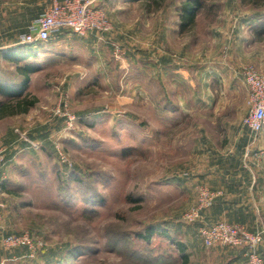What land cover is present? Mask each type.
<instances>
[{"label": "rangeland", "instance_id": "1", "mask_svg": "<svg viewBox=\"0 0 264 264\" xmlns=\"http://www.w3.org/2000/svg\"><path fill=\"white\" fill-rule=\"evenodd\" d=\"M185 1L103 0L108 31L54 37L25 58L12 54L15 87L24 79L18 67H36L14 99L37 101L9 120L14 158L5 169L20 230L41 241L28 264H182L180 243L189 253L239 247L249 264L244 245H204L201 228L218 222L260 235L264 259L263 209L251 224L226 213L210 220L224 194L211 174L264 175V129L254 144L248 129L241 135L235 153L243 161L222 160L247 112L243 71H264V0H199L194 23L182 26ZM38 12H16L17 30ZM0 149L4 163L2 141ZM202 185L217 197L188 219ZM147 226L166 232L146 241L137 233ZM191 264H200L196 253Z\"/></svg>", "mask_w": 264, "mask_h": 264}, {"label": "crops", "instance_id": "2", "mask_svg": "<svg viewBox=\"0 0 264 264\" xmlns=\"http://www.w3.org/2000/svg\"><path fill=\"white\" fill-rule=\"evenodd\" d=\"M32 6L38 11H43L47 8V0H0V66L6 65L5 70L0 67V84L2 85V88L3 86L15 87L13 83L15 74L14 72L9 71V67L13 64L12 54L15 52L13 47H15L16 42L13 37L9 38V35H13L16 32H25L21 31V29L17 30V28L20 27H16L15 25V13L28 11ZM22 16L29 18L28 14ZM3 36L5 37V40H3ZM67 36L79 37L72 32L63 31L61 34L56 36V39H64ZM4 90L0 89V129L3 130L2 133H0V141H2L3 145L5 144L7 153L5 162L2 166V174L0 176V212L2 214L3 231L5 233H21L23 230L20 229L23 226V223H21V220L18 219L19 216H21L20 210L10 204L13 191L8 186V183H6L9 174L8 170H5L7 168V164L12 162L14 158L9 154L10 146H12L14 142L13 124H9V120H12L15 115V111L13 109L15 97L8 92L5 93ZM235 126L236 128L232 129L233 133H229L228 143L230 144V149H228L226 153H223V161H243L244 155L242 153L236 154L235 152L237 151L236 147L238 146V143L242 144L245 142V140L241 138V135L246 134L247 128H245L241 123H237ZM253 158L254 157L251 158V161H255ZM250 171L252 172V170ZM244 173H246L245 179L242 175ZM252 175L258 177L257 181H255V179L252 180V178L257 177L251 176L249 172L244 170L216 171L214 174L210 175L214 188H222V190H224V194L217 200L213 209L210 210L215 214V218H211L210 220L219 219L226 213L229 220L249 223L250 221L246 222V220H252L254 218L255 209L264 210V175L261 176L259 172L257 173L255 171ZM208 211L205 213L206 216L209 214ZM231 211L242 212V215L234 217L232 216ZM248 211L252 212L247 219ZM200 242L201 240L196 241V243H194V247L198 246ZM225 249L226 250H224V248L203 251L200 250L195 253L196 257L198 256L199 258L200 264H248L246 255L241 248L227 247ZM195 253L185 251V254L188 256V264H191L194 261ZM29 258L30 254L27 247L6 248L0 243V264H28L30 263Z\"/></svg>", "mask_w": 264, "mask_h": 264}, {"label": "built area", "instance_id": "3", "mask_svg": "<svg viewBox=\"0 0 264 264\" xmlns=\"http://www.w3.org/2000/svg\"><path fill=\"white\" fill-rule=\"evenodd\" d=\"M103 0H53L49 7L42 11L27 30L22 33L15 45L45 44L63 31H69L77 36L84 37L89 33L105 32L111 28L106 11L102 6ZM243 80L248 89V107L243 117V125L252 135L251 144L258 141V135L264 129V71H257L247 67L243 71ZM73 120L74 117H69ZM61 159L67 162L65 155L59 153ZM261 157V155H257ZM4 160V149H0V176L1 165ZM217 193L211 191L207 185L199 188L197 205L187 216L196 219L203 209L214 203ZM204 245L210 247L215 244L244 245L247 247L249 264H264V259L256 250L261 241L260 235L250 233L244 226L218 222L203 226L200 230ZM28 231L21 233H5L2 226L0 212V243L6 248L27 247L30 256L37 253L41 241Z\"/></svg>", "mask_w": 264, "mask_h": 264}, {"label": "trees", "instance_id": "4", "mask_svg": "<svg viewBox=\"0 0 264 264\" xmlns=\"http://www.w3.org/2000/svg\"><path fill=\"white\" fill-rule=\"evenodd\" d=\"M200 7H201V2L199 0H187L182 4L181 14H182V19H184V21L182 22V26L194 23L197 9H199ZM40 13L41 12L39 11L37 16ZM27 28H28V26H26L24 29H21V31H26ZM11 37H13V36H11ZM39 45H42V44H39ZM39 45H37V48H39ZM13 48L15 50V52H13V54L16 55L18 53H21L22 57L25 58V57L31 55L32 51H30V50H32V48H36V46H33V45H15V47H13ZM21 58L17 59V60H21ZM12 59L16 61V59H14V57H12ZM18 69L24 78L21 85H19L18 87L6 86L7 88L5 86H3V88H2V85L0 84V89L4 90V88H5V90H4L5 93L8 92L9 94L13 95L15 98H17L23 94V91L25 90V87L27 86V83L30 80L29 74L31 72H34L36 70V67L32 64H27L23 67H18ZM36 101H37V99L35 97L28 98V97L24 96V99H20L17 101V103H14L15 112L16 113L27 112L29 110V108L36 103ZM164 232H166V231L159 230L154 226H147L144 229V231L138 232L137 235L139 237H141L142 239H145L146 241H151L153 236H155L159 233H164ZM178 246L180 249V254H181V258H182V262H183L182 264H186L188 261V256L185 254V246L181 243Z\"/></svg>", "mask_w": 264, "mask_h": 264}]
</instances>
